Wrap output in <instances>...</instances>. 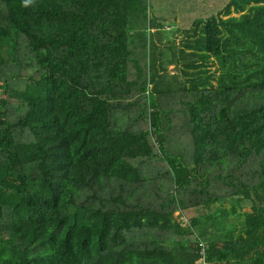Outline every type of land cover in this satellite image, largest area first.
<instances>
[{"label": "trees", "instance_id": "1", "mask_svg": "<svg viewBox=\"0 0 264 264\" xmlns=\"http://www.w3.org/2000/svg\"><path fill=\"white\" fill-rule=\"evenodd\" d=\"M202 248L264 264V0H0V264Z\"/></svg>", "mask_w": 264, "mask_h": 264}, {"label": "rangeland", "instance_id": "2", "mask_svg": "<svg viewBox=\"0 0 264 264\" xmlns=\"http://www.w3.org/2000/svg\"><path fill=\"white\" fill-rule=\"evenodd\" d=\"M232 15L237 16L238 14L232 13ZM169 31H170V29H168L167 32H169ZM160 38H161V40L158 41V44H159L158 46L161 47L160 49H162V51L165 54V58H160L161 59L160 64L165 63V61L167 62L166 63V70L161 71L160 74L163 77L171 79V77L178 74L176 67L174 66V64H172L173 60H171V59H174V58H172V54L175 52L177 53V50L183 46L182 43L184 41V35L181 32H177V33L173 32L170 34L161 35ZM169 58H170V60H169ZM208 65H209V69H208L209 71H214L217 73L216 62H213V63L208 64ZM224 206L228 207L229 205L225 204ZM243 211H249V207H245L243 209ZM175 216H176L177 220L182 223L183 226L188 225V221L186 220V218L184 216H181L179 213H176ZM230 220L232 222H235L236 224H238V226L236 227L237 229H238V227L240 228L242 226L243 218L241 216L240 217H236V216L231 217ZM199 229H201V227H198L196 229L197 232H200Z\"/></svg>", "mask_w": 264, "mask_h": 264}, {"label": "built area", "instance_id": "3", "mask_svg": "<svg viewBox=\"0 0 264 264\" xmlns=\"http://www.w3.org/2000/svg\"><path fill=\"white\" fill-rule=\"evenodd\" d=\"M204 255H205V250L202 248L200 250V258L196 261V264H208L205 259H204Z\"/></svg>", "mask_w": 264, "mask_h": 264}]
</instances>
